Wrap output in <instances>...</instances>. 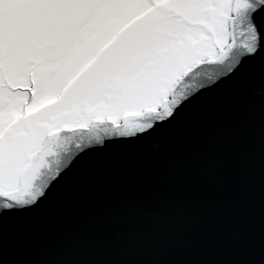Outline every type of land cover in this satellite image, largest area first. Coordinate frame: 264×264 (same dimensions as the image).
<instances>
[{
	"label": "snow or ice",
	"instance_id": "obj_1",
	"mask_svg": "<svg viewBox=\"0 0 264 264\" xmlns=\"http://www.w3.org/2000/svg\"><path fill=\"white\" fill-rule=\"evenodd\" d=\"M252 215L264 264V0H0V264H249Z\"/></svg>",
	"mask_w": 264,
	"mask_h": 264
},
{
	"label": "water",
	"instance_id": "obj_2",
	"mask_svg": "<svg viewBox=\"0 0 264 264\" xmlns=\"http://www.w3.org/2000/svg\"><path fill=\"white\" fill-rule=\"evenodd\" d=\"M137 194H139L138 190ZM193 212H195V210H193ZM136 222L139 223L145 229L153 230V225L147 217H145L143 220H138ZM247 223L249 225V231L246 237V242L242 249L238 250L234 254V258L245 260L249 262V264H258L261 259V223L259 218L255 215H252ZM157 227H162L165 229H174L182 227V225L179 221L173 220L169 224L160 225ZM204 228L205 225L193 226V232L196 233L202 231L204 230ZM166 264H173V262H166Z\"/></svg>",
	"mask_w": 264,
	"mask_h": 264
}]
</instances>
